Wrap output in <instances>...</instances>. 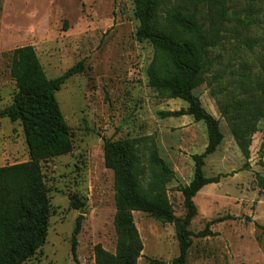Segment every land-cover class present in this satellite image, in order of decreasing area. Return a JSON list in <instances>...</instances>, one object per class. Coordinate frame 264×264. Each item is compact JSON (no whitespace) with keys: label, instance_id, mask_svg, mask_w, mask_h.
Returning a JSON list of instances; mask_svg holds the SVG:
<instances>
[{"label":"rangeland","instance_id":"obj_1","mask_svg":"<svg viewBox=\"0 0 264 264\" xmlns=\"http://www.w3.org/2000/svg\"><path fill=\"white\" fill-rule=\"evenodd\" d=\"M227 5L230 21L211 51L214 65L193 90L203 108L219 119L223 139L204 159V176L220 178L193 197L197 213L187 227L193 235L186 264H264V117L245 158L217 106L226 90H234V74L253 78L261 72L264 0H229ZM236 16L249 19L240 24ZM138 26L133 0H0V110L17 92L10 75V52L16 47L32 45L48 78L85 59L84 70L55 92L67 126V152L34 157L21 121L0 118V167L36 160L49 205L45 241L21 264H95L97 244L115 254L114 178L104 165L103 139L135 140L144 191L151 190L155 173L149 160L154 147L174 173L164 184L173 213L177 218L186 213L179 187L193 178L191 155L203 152L206 125L191 115L160 114L185 109L188 103L149 85L154 49L149 40L136 37ZM212 89L220 94L214 96ZM79 214L83 219L74 261L70 241ZM131 215L141 242L134 264H150L151 259L172 264L179 254L174 223L142 211ZM222 216L227 218L208 227L214 234L196 236Z\"/></svg>","mask_w":264,"mask_h":264},{"label":"trees","instance_id":"obj_2","mask_svg":"<svg viewBox=\"0 0 264 264\" xmlns=\"http://www.w3.org/2000/svg\"><path fill=\"white\" fill-rule=\"evenodd\" d=\"M133 1L139 21L136 37L149 40L154 49L152 63L147 69L149 85L167 98H181L188 103L185 109L162 111L160 114L163 117L191 115L195 121H203L207 144L203 152L191 155L193 178L179 187L186 213L184 217L177 218L164 191L165 182L174 173L158 156L156 149L152 148L149 158L155 172L151 190L144 191L135 140L103 139L104 165L112 170L114 178V225L118 242L115 254L100 244L95 245V264H134L141 242L131 211L146 212L157 220L174 223L179 254L172 264H186L190 236L193 235L187 227L197 213L193 197L203 186L217 183L220 178V175L204 176V159L217 149L223 139L219 119L203 108L193 90L206 80L214 65L211 51L220 45L224 25L230 21L229 0ZM248 19L247 16L243 19L234 17L240 24ZM231 30L234 31L233 28ZM10 53V75L17 92L13 101L0 110V118L21 121L34 157L67 152L70 149L68 131L55 92L67 79L84 70L85 59L60 75L48 78L32 45L16 47ZM242 76L234 74L231 77L235 78L232 80L234 90H226L217 99V106L220 115L228 122L241 153L248 158L251 135L257 130L258 121L264 117V61L261 72L253 78L249 75L239 78ZM211 92L214 96L220 94L214 89ZM48 215V200L36 160L0 167V264H21L40 250L47 233ZM226 218L222 216L209 221L196 236L214 234L208 227ZM82 219L81 214L76 217L71 235L70 252L74 261H77V235ZM149 262L166 264L154 259Z\"/></svg>","mask_w":264,"mask_h":264}]
</instances>
